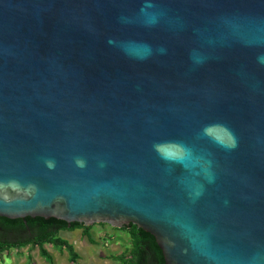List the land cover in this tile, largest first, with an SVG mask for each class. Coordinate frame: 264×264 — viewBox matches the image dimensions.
Masks as SVG:
<instances>
[{
    "label": "water",
    "instance_id": "1",
    "mask_svg": "<svg viewBox=\"0 0 264 264\" xmlns=\"http://www.w3.org/2000/svg\"><path fill=\"white\" fill-rule=\"evenodd\" d=\"M0 216L264 264V0H0Z\"/></svg>",
    "mask_w": 264,
    "mask_h": 264
},
{
    "label": "trees",
    "instance_id": "2",
    "mask_svg": "<svg viewBox=\"0 0 264 264\" xmlns=\"http://www.w3.org/2000/svg\"><path fill=\"white\" fill-rule=\"evenodd\" d=\"M105 224V223H101ZM93 225L74 222L68 223L64 220L50 217H31L10 219L0 216V260L4 253L11 249H20L25 246L38 248L39 253L49 262L53 257L45 244H50L69 253V261L77 264L80 258L75 246L69 240L58 237L61 230L82 229L83 233L93 241L90 230ZM126 230L131 239V245L119 254H113L112 258L121 264H164L162 250L158 246L155 237L139 228L135 224L121 228Z\"/></svg>",
    "mask_w": 264,
    "mask_h": 264
},
{
    "label": "rangeland",
    "instance_id": "3",
    "mask_svg": "<svg viewBox=\"0 0 264 264\" xmlns=\"http://www.w3.org/2000/svg\"><path fill=\"white\" fill-rule=\"evenodd\" d=\"M90 232L93 241L89 240L82 229L61 230L57 236L74 244L80 255L77 264H121L113 259L112 255L125 251L131 245L128 232L107 223L94 224ZM45 247L53 257L52 262L43 257L38 248L29 245L4 253L0 264H74L69 261V253L66 250L50 244H45Z\"/></svg>",
    "mask_w": 264,
    "mask_h": 264
}]
</instances>
